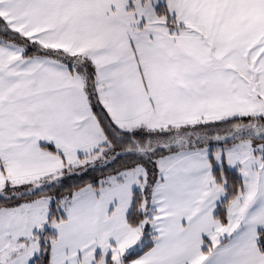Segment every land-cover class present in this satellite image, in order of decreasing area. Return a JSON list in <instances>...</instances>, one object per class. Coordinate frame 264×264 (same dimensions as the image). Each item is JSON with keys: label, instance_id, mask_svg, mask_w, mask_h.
Listing matches in <instances>:
<instances>
[{"label": "snow or ice", "instance_id": "1", "mask_svg": "<svg viewBox=\"0 0 264 264\" xmlns=\"http://www.w3.org/2000/svg\"><path fill=\"white\" fill-rule=\"evenodd\" d=\"M0 264H264V0H0Z\"/></svg>", "mask_w": 264, "mask_h": 264}]
</instances>
